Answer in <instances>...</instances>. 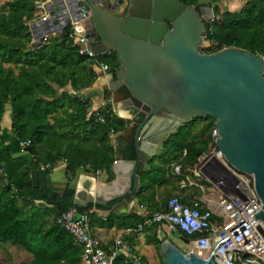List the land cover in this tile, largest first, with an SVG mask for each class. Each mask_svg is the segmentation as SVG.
<instances>
[{
    "label": "trees",
    "instance_id": "obj_1",
    "mask_svg": "<svg viewBox=\"0 0 264 264\" xmlns=\"http://www.w3.org/2000/svg\"><path fill=\"white\" fill-rule=\"evenodd\" d=\"M37 1L9 0L0 6V120L9 107L13 137L18 143H30L26 153L32 157L31 166L39 169V165L52 166L62 161L70 178L64 191L58 194L33 188L25 175L26 184L14 194L10 186L4 187L0 176V247L10 245L30 254L29 264H82L80 248L57 225V220L72 208L75 182L83 170L89 169L94 174L108 172L118 156L132 160L134 153L118 139L116 145L112 144L110 134L111 130L115 134L125 131L128 122L114 116L106 119L105 124L93 123L85 113L86 101L65 89L69 87L75 94L89 89L96 82L100 64L108 66L110 74H114L120 64L114 52L103 54L96 61L79 55L69 38V28L61 37L50 36L47 43L31 50L29 23L35 19ZM177 1L196 9L208 7L214 13L213 21L206 25L204 46L199 49L201 54L237 48L264 59L263 0H245L240 10L223 13L219 12L218 4L227 0ZM104 99L109 100V93H104ZM213 130L215 120L198 118L167 137L162 143V152L150 161L149 166L155 171L152 184L145 182L147 173L141 178L136 194L138 203L144 205L150 187L164 179L163 166L174 162H179L183 168L196 165L198 158L213 145ZM156 160H159L158 167L153 166ZM34 199L43 200L50 210L38 213L31 206ZM92 208H79L78 212ZM45 218L50 220L45 221ZM114 221H118L120 228H135L141 217L130 214L123 218L113 215L105 218L106 223ZM179 235L189 239L184 234ZM163 242L152 243L161 250Z\"/></svg>",
    "mask_w": 264,
    "mask_h": 264
},
{
    "label": "water",
    "instance_id": "obj_2",
    "mask_svg": "<svg viewBox=\"0 0 264 264\" xmlns=\"http://www.w3.org/2000/svg\"><path fill=\"white\" fill-rule=\"evenodd\" d=\"M66 5L70 16L81 13L73 21L83 19L90 51L118 56L120 68L108 83L116 116L129 123L130 139H119L134 153L132 160L115 162L112 182L87 189L85 204L75 191L72 208L114 210L134 202L139 176L158 145L183 124L211 118L226 162L252 177L261 203L254 217L264 223V59L237 48L201 54L206 25L215 17L208 7L177 0H66ZM69 23L67 15L58 37ZM120 166L127 168L123 178ZM160 253L164 264H213L211 258L185 256L169 240Z\"/></svg>",
    "mask_w": 264,
    "mask_h": 264
},
{
    "label": "built area",
    "instance_id": "obj_3",
    "mask_svg": "<svg viewBox=\"0 0 264 264\" xmlns=\"http://www.w3.org/2000/svg\"><path fill=\"white\" fill-rule=\"evenodd\" d=\"M67 15L70 23L65 26V32L69 28V38L79 55L96 61L99 56L110 53L96 54L88 49L90 38L84 32L83 19L73 21L81 13L70 16L66 0H39L35 3V19L29 23L32 35L29 48L34 50L47 43L50 36H57L56 32L61 28V23L66 21ZM35 35L38 39L34 38ZM39 38L42 40L39 41ZM98 72L107 74L109 68L100 64ZM85 113L95 124H105L106 119L116 116L113 107L94 108L88 101L85 102ZM110 134L113 140L117 138L112 130ZM211 137L213 146L210 152L198 158L197 172L220 178L223 190L215 205L202 209L196 202L189 206L182 204L177 198H171L164 211H146L141 216V222L135 228L128 229L127 233L140 234L145 228L160 226L168 234H184L189 238L185 256L193 254L200 259L211 258L213 264H264V223L254 217L261 212V203L252 186L253 182L250 176L237 171L226 162L215 145L218 138L216 129L211 132ZM29 146V142L18 143L22 152H26ZM39 170L46 171L48 168L39 165ZM174 172L179 173L180 167H176ZM0 176L3 177L4 187L10 186L11 191L16 194L17 189L9 185L2 169ZM94 212L92 208L80 214L78 209L70 208L61 214L57 225L80 248L83 264H114L118 250L130 251V248L119 238L111 250L105 251L91 232L89 223Z\"/></svg>",
    "mask_w": 264,
    "mask_h": 264
},
{
    "label": "crops",
    "instance_id": "obj_4",
    "mask_svg": "<svg viewBox=\"0 0 264 264\" xmlns=\"http://www.w3.org/2000/svg\"><path fill=\"white\" fill-rule=\"evenodd\" d=\"M109 77L110 73H98L96 82L91 88L81 90L77 94L73 93L69 87H67L65 91L84 101L90 102L94 108L113 107L112 100L114 96L109 89ZM105 92L109 93L108 101L104 99ZM10 121L11 112L10 108L7 107L3 118L0 120V168L4 171L7 181L18 190L21 186L26 184L24 176L27 175L33 188L61 194L70 178L66 173L65 163L59 161L52 166L47 165L46 167L48 170L46 171H41L38 168L32 167V157L19 149L18 141L13 137L11 132ZM120 136L129 140L130 134L126 132V130L117 134L116 139H118L122 145H126L119 139ZM116 139H112V144L116 145ZM163 141L158 145L156 153H154L155 155L150 161L162 152ZM212 146H210L207 153L211 151ZM184 155L185 153H183V156ZM121 158L122 157L118 156L115 162ZM150 161L145 165L139 176V190L141 178L144 174L147 173L145 176V182L147 184H152L155 178V171H152L149 166ZM158 161L159 160H156L153 166L158 167ZM114 164L108 172L99 171V174H94L90 172L89 169H85L81 172L75 182L74 189L79 192L78 202L80 204L86 203L89 196L87 189L91 186L93 187V185L95 186L96 182L108 184L115 179L113 171ZM176 167H180L179 173L174 172ZM163 168L166 170V176L161 182L150 187L145 194L146 202L144 205L138 203L137 196L135 195L134 202L121 205L114 210H107L99 207L95 209L96 207H93L95 212L91 215L89 224L93 236L99 241L101 247L105 251H109L113 248L115 241L122 238L130 248V251L119 249L114 264H164L160 253L161 250H158L152 242L155 240H169L172 242L169 237L177 236L180 242L184 245L186 244L183 242L185 239L180 235L168 234L167 230L163 227H148L140 234L127 233L128 229L133 228H120L118 221L106 223V217L113 215L116 218H123L130 214L141 217L146 211H164L167 201L171 198H178L184 205L196 202L202 209H208L212 208L220 197L221 191L223 190L220 178H214L207 174H198L197 163L193 167L186 166L183 168L179 162H174L171 165L163 166ZM117 171L118 176L123 178L127 172V168L125 166H120ZM25 195L27 199L30 198L29 193ZM24 204L25 203L22 202L21 206H24ZM31 206L40 214L45 210H50V207L46 206L41 199H34ZM49 220L50 219L45 218V221ZM172 244L174 243L172 242ZM174 245L176 246V244ZM177 249L180 250L179 247H177ZM23 253L26 255V264H29L32 259L31 255L24 251Z\"/></svg>",
    "mask_w": 264,
    "mask_h": 264
},
{
    "label": "rangeland",
    "instance_id": "obj_5",
    "mask_svg": "<svg viewBox=\"0 0 264 264\" xmlns=\"http://www.w3.org/2000/svg\"><path fill=\"white\" fill-rule=\"evenodd\" d=\"M9 0H0V6ZM245 4V0H227L218 4L219 12H235L240 10ZM201 46H204V41ZM100 74V73H99ZM216 129V128H215ZM250 179L253 182L252 177ZM177 247L180 248L181 252L186 254L188 246L180 242L177 236L169 237ZM26 255L23 251L17 247H12L10 245H5L0 247V264H26Z\"/></svg>",
    "mask_w": 264,
    "mask_h": 264
}]
</instances>
